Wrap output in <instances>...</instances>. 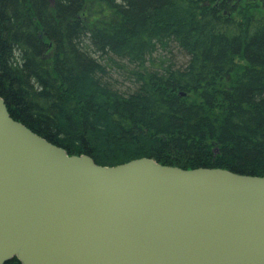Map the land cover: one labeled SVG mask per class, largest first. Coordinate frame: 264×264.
<instances>
[{
	"label": "trees",
	"instance_id": "obj_1",
	"mask_svg": "<svg viewBox=\"0 0 264 264\" xmlns=\"http://www.w3.org/2000/svg\"><path fill=\"white\" fill-rule=\"evenodd\" d=\"M0 97L100 166L264 177V0H0Z\"/></svg>",
	"mask_w": 264,
	"mask_h": 264
},
{
	"label": "water",
	"instance_id": "obj_2",
	"mask_svg": "<svg viewBox=\"0 0 264 264\" xmlns=\"http://www.w3.org/2000/svg\"><path fill=\"white\" fill-rule=\"evenodd\" d=\"M14 259L264 264V177L149 158L100 166L14 120L0 97V264Z\"/></svg>",
	"mask_w": 264,
	"mask_h": 264
},
{
	"label": "rangeland",
	"instance_id": "obj_3",
	"mask_svg": "<svg viewBox=\"0 0 264 264\" xmlns=\"http://www.w3.org/2000/svg\"><path fill=\"white\" fill-rule=\"evenodd\" d=\"M175 46H172V50H173V54H169V52L167 53L166 51H162V54L164 55L165 60H171L173 58L174 53H177L178 50H176L177 52L174 51ZM118 64L122 65V63H125L124 61H121L120 59L117 58ZM116 64H110V75H111V79H113L114 81L116 80L118 82V85L121 86L124 90L128 89L129 87H133V85L130 83L129 81V69L126 66H119ZM116 84V82H115Z\"/></svg>",
	"mask_w": 264,
	"mask_h": 264
}]
</instances>
